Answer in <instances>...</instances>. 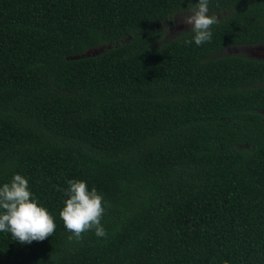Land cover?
<instances>
[{"label": "trees", "instance_id": "obj_1", "mask_svg": "<svg viewBox=\"0 0 264 264\" xmlns=\"http://www.w3.org/2000/svg\"><path fill=\"white\" fill-rule=\"evenodd\" d=\"M197 2L0 0V187L23 175L56 223L0 232V264H264V64L212 59L264 32V0H210L211 42L171 39ZM69 179L106 238L68 240Z\"/></svg>", "mask_w": 264, "mask_h": 264}, {"label": "clouds", "instance_id": "obj_2", "mask_svg": "<svg viewBox=\"0 0 264 264\" xmlns=\"http://www.w3.org/2000/svg\"><path fill=\"white\" fill-rule=\"evenodd\" d=\"M210 0L190 3L183 15V23L190 26L191 39L185 45L196 46L210 43L214 25L219 23L215 13H210ZM185 33V32H184ZM183 34V33H182ZM68 187L62 191L66 199L59 212L65 229L70 233L69 241H82L84 234L94 232L98 238H106L108 233L102 224L106 211L104 197L93 186L91 190L86 181L69 179ZM56 229L55 218L34 197L29 180L21 174H14L11 181L0 187V232L10 233L13 240L21 244L43 241L52 236Z\"/></svg>", "mask_w": 264, "mask_h": 264}, {"label": "flooded vegetation", "instance_id": "obj_3", "mask_svg": "<svg viewBox=\"0 0 264 264\" xmlns=\"http://www.w3.org/2000/svg\"><path fill=\"white\" fill-rule=\"evenodd\" d=\"M167 21L166 24L169 25V34L174 37L178 36L183 32L190 31V26L184 24L183 18L178 20L176 16ZM218 19H221L220 14H216ZM172 20V21H171ZM167 26V25H166ZM258 32V31H257ZM253 42L250 43H236L229 46H226L216 52L212 59H221L227 57H240L253 62L264 64V32H259L258 35H253ZM253 87H262L263 83H258L256 85H252ZM264 115V112L262 113Z\"/></svg>", "mask_w": 264, "mask_h": 264}, {"label": "rangeland", "instance_id": "obj_4", "mask_svg": "<svg viewBox=\"0 0 264 264\" xmlns=\"http://www.w3.org/2000/svg\"><path fill=\"white\" fill-rule=\"evenodd\" d=\"M176 18L178 19V20H180L181 18H183V15L181 14V15H177L176 16ZM172 21V20H171ZM167 25V26H166ZM164 28L167 30V32L169 31L168 29H169V25L168 24H165V26H164ZM169 37H171V39L173 38L170 34H169ZM175 37V36H174ZM106 49V47H104V48H99L98 50H94V51H90L91 53H99L101 50H105Z\"/></svg>", "mask_w": 264, "mask_h": 264}, {"label": "water", "instance_id": "obj_5", "mask_svg": "<svg viewBox=\"0 0 264 264\" xmlns=\"http://www.w3.org/2000/svg\"><path fill=\"white\" fill-rule=\"evenodd\" d=\"M101 52H102V50H101Z\"/></svg>", "mask_w": 264, "mask_h": 264}]
</instances>
